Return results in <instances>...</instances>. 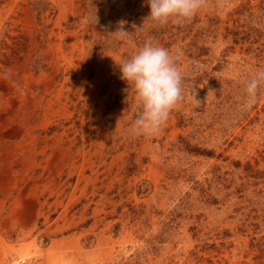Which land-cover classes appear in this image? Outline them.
<instances>
[{
  "label": "rangeland",
  "instance_id": "1",
  "mask_svg": "<svg viewBox=\"0 0 264 264\" xmlns=\"http://www.w3.org/2000/svg\"><path fill=\"white\" fill-rule=\"evenodd\" d=\"M92 6L0 0V264H264V88L241 110L264 0L143 30L146 0ZM120 21L134 34L109 36ZM148 39L178 57L183 98L132 138L114 62Z\"/></svg>",
  "mask_w": 264,
  "mask_h": 264
},
{
  "label": "clouds",
  "instance_id": "2",
  "mask_svg": "<svg viewBox=\"0 0 264 264\" xmlns=\"http://www.w3.org/2000/svg\"><path fill=\"white\" fill-rule=\"evenodd\" d=\"M213 0H146L148 15L139 28L144 29L182 25L190 22L202 9L210 7ZM92 6V0H90ZM218 8H223L225 0H215ZM93 7V6H92ZM95 9V8H94ZM95 9V24L98 22ZM124 21H120L115 32L108 34L117 39L127 38L134 33L124 30ZM178 57L167 48L145 40L130 57H123L118 67L120 79L127 85L126 93L133 94V109L136 113L129 125V137L150 138L158 134L167 122L170 113L183 98L184 73L179 67ZM243 102L241 110L250 109L257 100L258 93L264 88V68L257 69L244 81Z\"/></svg>",
  "mask_w": 264,
  "mask_h": 264
},
{
  "label": "crops",
  "instance_id": "3",
  "mask_svg": "<svg viewBox=\"0 0 264 264\" xmlns=\"http://www.w3.org/2000/svg\"><path fill=\"white\" fill-rule=\"evenodd\" d=\"M18 217H19V216H18ZM18 217H17V218H18ZM17 218H16V219H17ZM16 219H15V220H16Z\"/></svg>",
  "mask_w": 264,
  "mask_h": 264
}]
</instances>
